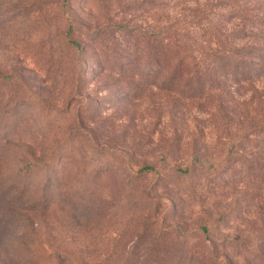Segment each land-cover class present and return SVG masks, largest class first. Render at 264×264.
I'll return each mask as SVG.
<instances>
[{
	"label": "rangeland",
	"instance_id": "374dc122",
	"mask_svg": "<svg viewBox=\"0 0 264 264\" xmlns=\"http://www.w3.org/2000/svg\"><path fill=\"white\" fill-rule=\"evenodd\" d=\"M142 5L0 0V264H264V125L129 77Z\"/></svg>",
	"mask_w": 264,
	"mask_h": 264
},
{
	"label": "trees",
	"instance_id": "16d2710c",
	"mask_svg": "<svg viewBox=\"0 0 264 264\" xmlns=\"http://www.w3.org/2000/svg\"><path fill=\"white\" fill-rule=\"evenodd\" d=\"M142 4L154 19L144 24L129 22V77L170 91H186L187 97L227 90L225 95L218 94V100L223 103L220 98H227L235 108V93L242 94L243 116L250 112L264 125V94L254 85L264 78V0H194L177 17L169 15L164 3L155 7L154 0H129V8L135 10ZM72 24L65 38L79 49L71 39ZM235 146L231 143L230 151L238 154ZM247 148L254 155L247 158V165H264L260 155L264 145L256 143ZM227 160L230 165L238 161L234 157ZM139 171L154 168L145 166ZM201 230L206 235L207 229ZM187 264H215V258L198 254L194 263Z\"/></svg>",
	"mask_w": 264,
	"mask_h": 264
}]
</instances>
